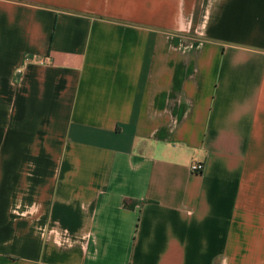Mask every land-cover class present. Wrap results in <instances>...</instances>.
<instances>
[{
  "label": "crops",
  "instance_id": "crops-1",
  "mask_svg": "<svg viewBox=\"0 0 264 264\" xmlns=\"http://www.w3.org/2000/svg\"><path fill=\"white\" fill-rule=\"evenodd\" d=\"M0 264H264V0H0Z\"/></svg>",
  "mask_w": 264,
  "mask_h": 264
},
{
  "label": "built area",
  "instance_id": "built-area-1",
  "mask_svg": "<svg viewBox=\"0 0 264 264\" xmlns=\"http://www.w3.org/2000/svg\"><path fill=\"white\" fill-rule=\"evenodd\" d=\"M204 167H205V164H204V163H200V162H198V163H193V164L191 165V170H192L193 172L202 173L203 170H204Z\"/></svg>",
  "mask_w": 264,
  "mask_h": 264
},
{
  "label": "trees",
  "instance_id": "trees-1",
  "mask_svg": "<svg viewBox=\"0 0 264 264\" xmlns=\"http://www.w3.org/2000/svg\"><path fill=\"white\" fill-rule=\"evenodd\" d=\"M124 203H125V205L128 206V207H133V206H135V202H134L133 200H131V199H126Z\"/></svg>",
  "mask_w": 264,
  "mask_h": 264
}]
</instances>
